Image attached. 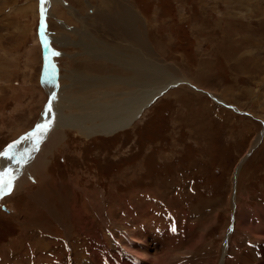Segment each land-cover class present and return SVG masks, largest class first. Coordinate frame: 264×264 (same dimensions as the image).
<instances>
[{"label": "rangeland", "instance_id": "obj_1", "mask_svg": "<svg viewBox=\"0 0 264 264\" xmlns=\"http://www.w3.org/2000/svg\"><path fill=\"white\" fill-rule=\"evenodd\" d=\"M40 10L57 68L54 78L47 66V88ZM92 48L124 61L88 54ZM135 56L163 76L152 87L177 83L115 133L55 125L61 115L46 110L52 93L62 97L57 105L67 119L96 116L92 103L129 101L139 89L132 86ZM46 111L48 121L32 133ZM262 126L264 0H44L41 7L0 0V155L24 137L5 152L11 171H0L8 174L0 182L10 180L0 193V254L14 258L8 247L22 238L14 264L19 256L30 264L29 244L38 241L53 247L30 254L35 264H83L95 252L117 264L131 233L129 249L166 251L168 264H177L176 253L186 257L182 264H264L255 254L264 248ZM37 161L41 175L32 171ZM169 214L172 251L158 241ZM189 227L201 243L193 260ZM130 236L143 243L126 242Z\"/></svg>", "mask_w": 264, "mask_h": 264}, {"label": "bare ground", "instance_id": "obj_2", "mask_svg": "<svg viewBox=\"0 0 264 264\" xmlns=\"http://www.w3.org/2000/svg\"><path fill=\"white\" fill-rule=\"evenodd\" d=\"M43 2H44V0H42L41 3H40V0H39V7H41V5H42ZM39 15H40V19L44 21L45 14H43L41 10L39 11ZM123 17H125V16H123ZM39 36H40V38H42L41 39V42H44L43 33H40ZM119 51L120 50H118V52ZM89 53L90 54L92 53L95 57L96 56H100V57L107 58V59L117 60L118 62H121V63L124 61V58H122L121 56L116 57V55L114 54V51L113 52L112 51L110 52V50H109V52H106V50H104V49L92 48L90 51H88V54ZM46 57H47V61H46L47 65L45 66L43 83H44L45 86L46 85L48 86V84L51 83V82H50V80L48 81V79H49L48 78V73L49 72H48L47 66H49L50 73H54L53 74L54 75V78H57V68H56V66L54 64L53 52L50 49L48 50V53L46 54V56L44 58H46ZM130 58H131V56H130ZM145 60L144 59H141L140 57L138 58L136 56L134 58L132 57V59L130 60V65L133 68V70L136 72L135 73V76L132 78V80H134L132 82V86H135L136 88H139L136 92H134L133 94H130L132 96L131 99L129 101L125 102V103H124V101L115 100L114 103L112 105H110V106H108V105H101V104H93L92 103V105H90L88 107V109L91 112L92 108H97L100 111V113H98L96 116L91 117L92 114H86V115H83V116H77V117L75 116L76 119L74 117H71V118H68L67 119V116L65 117L64 115H62L59 112V111H62L64 109V107H62L61 105H59V106L57 105L58 102L60 101V98H62V97L60 96L59 98L58 97H55L54 98L55 93H54V95L52 93L51 94V98H50V103L46 107V110H48V107L51 106L53 108V111H57L58 112V117L61 115V118H59L55 122V125H58V127H73V126H70V125L75 124V125H78V127L82 128V125L85 126V123H88V124H90V126H91V128L93 130L101 129L105 133H115L118 130L125 129L126 127L130 126L136 119H138L140 117V115L145 111V109L150 104V102H152L153 99H155L156 97H158L157 94H159L160 92L163 93V91H166L167 90V87H170V86H172V85H174V84L177 83V81H176V83L173 82V83H170V84H167V83L163 82L165 84H163L161 86L159 85L158 87L157 86L152 87V85L156 82V80H162L164 78H163V76L160 74V72L158 70H156L155 68H153V66H148L149 63L147 61H145ZM94 80H96V79H94ZM170 82H172V81H170ZM56 83L57 82H54V83H52V84L49 85L52 90H54V86L56 85ZM47 86L45 88H47ZM196 90H198V89H196ZM125 104H126V106H124ZM219 104H221L223 106L225 105L224 103H219ZM57 106L60 107V108H58ZM93 114H95V113H93ZM48 115H50V114H49V112L47 114V111L43 114V117H41V119L39 121L40 125H44L48 121ZM98 120H99V123L96 122ZM83 128L88 129L87 126L86 127H83ZM40 130L41 129H38V131H40ZM260 138H261V135H260L259 139ZM23 139H24V137L22 136L18 141H16L13 144V146H15V147L18 146L17 144L20 143V141H22ZM258 141L259 140H256V142H258ZM256 142H255V144H256ZM255 144H253V145H255ZM15 147H14V149H15ZM10 148H12V147L6 148L4 151H2V153L0 155V171L3 168L7 167V166H9L8 169H7V171H11V167H13V166H11L12 163L8 164L9 163L8 158L12 154H10L8 156V158L6 159L8 161L7 165L3 164V162H4V155L3 154L6 151H10ZM35 152L29 156L28 160L26 161V164L29 162V160L35 154ZM2 155H3V158L1 157ZM14 155H12V157ZM20 156L21 155H18L17 156V159L14 162L19 163L20 160L22 159V158L20 159ZM12 157H10V158H12ZM15 157H16V155H15ZM41 161H42V159H41ZM243 161L244 160H242L241 163H239V165L237 166V169L236 170H239L240 165L243 163ZM39 164H41V163L38 162V161L35 162L33 164V167L34 168H33L32 171L37 172L38 175H41L40 171H42V170H40L41 169L40 167L42 165H40V167H39ZM236 170H235V173L233 175L234 178L237 177V171ZM42 184H43V182H42ZM18 185H19V189H20L21 183L19 182ZM233 209H235L234 210V214H233V218H232L233 219V222H234V219H235V216H236V214L238 212V209L235 206H234ZM182 219H184V218H182ZM188 223H190V222H188ZM23 226H25V225H23ZM166 226H167L166 230L158 237V241L161 242V244H162V246H164V248H166L169 251H172L173 249H172V247L170 245L172 243L171 237H174L175 235L173 233V229L172 230L171 229L169 230L168 229L169 228L168 227V224H166ZM231 227H232V223H231L230 228ZM232 230H233V228L230 229V233H231ZM135 231L136 230H134V232ZM182 232H184V231H182ZM188 232L191 233V236H192V240L189 243V245H190L189 252L193 253L189 257V260H191L198 253V249H200V247H201L200 244L201 243H197L198 238L200 237V235L198 236V234H196L195 235L196 237H194L193 230H192L191 227H189ZM230 233H229V235H230ZM130 234H128L123 239L124 242H122L120 244V247L122 246V248L125 250V252H127L129 254V256L132 257V259H134L135 263H133L130 260V258H127L125 260H122L121 261V264H168L169 259H170V256L168 255V253L166 251H163L162 253H160L158 255H154V254H149L147 251H145V253L142 254L140 250L138 251L137 249H129L126 246L125 239L127 237H129ZM176 235H178V234H176ZM229 235L226 237L227 242L224 245V255L226 253H228V250H229V247H228L229 246L228 245ZM131 237L132 236H130V238L128 240H126V242L134 241V242H137V243H143L141 241H138L137 240L138 238L135 239V238H131ZM16 241H17V239L14 241V243H16L17 245H15L12 248H9L8 247L9 253L11 252L12 253V256L14 255V258H15L16 255H18L19 253L22 252L21 249L23 247L17 248V246L19 245V243H22L24 245L26 240H23L22 238L21 239L19 238L18 241L17 242ZM29 245H30L29 246L30 249L28 250L27 263L29 262L30 264H35L36 263V261L34 259H33V261H29L30 258H32L30 254H33V255L35 254V256H33V257L37 258L40 252L46 251V250H48V249H50V248L53 247L52 245H50V242H46V241H38L35 245L34 244L33 245L29 244ZM117 250H115V251H117ZM118 251H120V250H118ZM118 251L116 252L117 254H119ZM15 252H17V253L15 254ZM48 252H50V251L48 250ZM255 254L261 256L264 259V248L257 250L255 252ZM107 255H109V254H107ZM159 255H161V256H159ZM180 256L177 253L175 254L177 264H182L181 262L183 261V259L186 258V257L185 258H180ZM20 257H22V256H19L17 258L18 260L15 262V264H18L19 262H20L19 264H21V258ZM99 257L100 256H99L98 252H95V253L92 254V258L91 259L86 257L87 259H86V261H84L83 264H101L102 261L104 262V258L105 257H102V258H99ZM116 257H117V255H116ZM10 258H12V257H9V259H8V256L7 255L4 256V255H1L0 254V264H14V263L11 262L12 260ZM14 258H12V259H14ZM82 258H84V257H82ZM25 260L26 259L24 257L23 262H22L23 264H25ZM225 260L226 259L223 260L222 264H224ZM37 261H39V260H37ZM251 262H252L251 259L250 258H247L246 264H251ZM114 263L115 262L112 261V260L111 261L106 260V262L104 264H114ZM237 264H239V262Z\"/></svg>", "mask_w": 264, "mask_h": 264}, {"label": "water", "instance_id": "obj_3", "mask_svg": "<svg viewBox=\"0 0 264 264\" xmlns=\"http://www.w3.org/2000/svg\"><path fill=\"white\" fill-rule=\"evenodd\" d=\"M38 31H40V33H41V29H40V30H38ZM40 33H39V34H40ZM39 34H38V35H39ZM41 39H42V38H40V36H39V40H40V41H41ZM40 48H41V52H42V54H43V55H44V57H45V56H46V54L48 53V50H49V48H48L47 44H46V43H43V42H41V43H40ZM44 57H43V59H44V60H43V62L47 61V57H46V58H44ZM44 64H45V63H44ZM48 65H49V64H48ZM42 117H43V115H42ZM39 126H40V123H39V122H36V123H35V125L33 126L32 130H31V131H32V133H33V132H35V133H36V131H37V130L40 128ZM31 131H30V132H31ZM35 135H36V134H35ZM35 137H36V136H35ZM33 138H34V136H33ZM34 141H36V140H35V138H34ZM13 143H15V142H13ZM13 143H12V144H10V146H12V145H13Z\"/></svg>", "mask_w": 264, "mask_h": 264}, {"label": "snow or ice", "instance_id": "obj_4", "mask_svg": "<svg viewBox=\"0 0 264 264\" xmlns=\"http://www.w3.org/2000/svg\"><path fill=\"white\" fill-rule=\"evenodd\" d=\"M9 147H13V146H9ZM3 155H7V153H4ZM4 175H7L6 171L3 173H0V176H4ZM9 185H10V180L0 182V193H2L4 191V189L8 188Z\"/></svg>", "mask_w": 264, "mask_h": 264}]
</instances>
